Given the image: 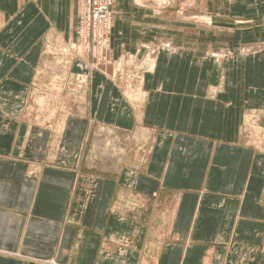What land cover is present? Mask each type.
Returning <instances> with one entry per match:
<instances>
[{"label":"crops","instance_id":"obj_1","mask_svg":"<svg viewBox=\"0 0 264 264\" xmlns=\"http://www.w3.org/2000/svg\"><path fill=\"white\" fill-rule=\"evenodd\" d=\"M80 5L0 0V264H264V148L242 136L264 108L262 55L220 58L215 29L114 0L109 54L131 65L72 92L87 146L80 118L35 130L20 105L27 83L63 76L46 47L75 41Z\"/></svg>","mask_w":264,"mask_h":264},{"label":"rangeland","instance_id":"obj_2","mask_svg":"<svg viewBox=\"0 0 264 264\" xmlns=\"http://www.w3.org/2000/svg\"><path fill=\"white\" fill-rule=\"evenodd\" d=\"M150 1L154 12L160 14L164 11L165 16L172 20L175 18L177 20L184 19L186 24L180 26H184L187 30L210 32L215 29L214 32L216 35L218 34L221 45L220 53L216 54H221L220 58H224L225 54L229 55L230 53L237 60H242L247 53L256 51L259 55L261 54L262 57L259 61L262 64L256 65L255 72L259 70L260 74L264 76V0H234L233 3L229 4L219 3L203 7L197 5L198 0ZM80 3L75 41L61 43V46H56L54 49L46 47L47 54L50 57L52 55L56 57L57 68L63 76L58 80L52 79L55 76L50 77L46 83L39 82L37 79L27 83V95L20 105L28 106L29 125H33L35 130L43 127L48 128L59 117L70 120L80 118L82 120L81 132L86 137L88 134L86 143L87 146H90L96 129L94 126H88L89 113L83 107L81 99L82 105H78L79 98L73 96L72 92L82 87L85 89V85L90 79L91 70L107 74L114 79H120L126 69L124 67L131 65V63L128 60L116 62L109 54L110 44L108 42L113 20L112 6L114 0H110L108 3L107 20L99 19L96 13L91 12L87 0H80ZM204 3H208L207 0ZM228 46L231 47L229 51H227ZM244 46L252 48H244ZM244 51L249 52L244 53ZM74 60L76 64H74ZM72 61L74 63L71 65ZM73 68H79V70L75 72ZM138 70L140 68H137ZM239 72L241 75L242 70ZM84 77H87L86 82L83 81ZM34 90L36 94L32 95ZM41 95L45 97L40 99L39 96ZM74 105L75 108H73ZM256 111L250 110L249 115L243 121V143L253 150H263L264 108L258 107ZM259 115L262 116L261 123L257 121ZM50 132L54 133L52 129ZM114 133V147L121 154H124V147L129 148L130 140L128 136L118 130ZM108 143L110 144L112 141H99L97 148L102 145L106 147ZM263 152L261 151V155ZM262 183L264 187V180Z\"/></svg>","mask_w":264,"mask_h":264},{"label":"built area","instance_id":"obj_3","mask_svg":"<svg viewBox=\"0 0 264 264\" xmlns=\"http://www.w3.org/2000/svg\"><path fill=\"white\" fill-rule=\"evenodd\" d=\"M110 0H87L91 12L98 15L99 19H108L107 6Z\"/></svg>","mask_w":264,"mask_h":264},{"label":"bare ground","instance_id":"obj_4","mask_svg":"<svg viewBox=\"0 0 264 264\" xmlns=\"http://www.w3.org/2000/svg\"><path fill=\"white\" fill-rule=\"evenodd\" d=\"M258 45H259V44H258ZM244 48H252V47H250V46H248V47H245V46H244ZM152 55H153V53H152ZM152 55H151V56H152ZM81 78H82V77H81ZM79 80H81V79H79ZM84 80H86V78H85V77L83 78V81H84ZM40 97H41V96H40ZM43 97H44V95H43ZM40 99H41V98H40Z\"/></svg>","mask_w":264,"mask_h":264}]
</instances>
